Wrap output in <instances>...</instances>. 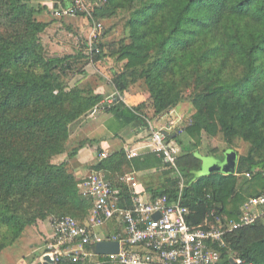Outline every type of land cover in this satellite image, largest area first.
<instances>
[{"label":"trees","instance_id":"16d2710c","mask_svg":"<svg viewBox=\"0 0 264 264\" xmlns=\"http://www.w3.org/2000/svg\"><path fill=\"white\" fill-rule=\"evenodd\" d=\"M101 1L92 18L122 16L125 37L94 44L88 56L79 51L51 57L41 41L49 24L36 17L45 8L34 0H0V251L37 221H86L90 201L80 195L79 182L65 169L68 164L51 160L67 153L69 126L95 110L145 128L146 119L166 114L189 93L194 113L173 139L184 157L197 149L203 135H220L225 149H233L236 141L248 144L235 175L197 178L195 169L177 163L185 181L182 204L193 225L201 224L213 205L220 216L235 218L250 198L264 194V0ZM58 2L53 10L70 6V0ZM110 58L121 66L109 71L116 91L131 93L129 88L141 83L150 116L145 102L104 105L105 95L88 83L68 86V76H83L88 64ZM91 143L78 142L69 160ZM125 160L121 150L98 161L94 171H103L120 190L121 206L130 207L129 188L118 179L114 184L110 174ZM164 166L158 184L147 185L150 201L177 198L175 174ZM225 241L219 264H232L231 259L264 264V217L226 235ZM97 262L111 264L103 256Z\"/></svg>","mask_w":264,"mask_h":264},{"label":"built area","instance_id":"2783aa9c","mask_svg":"<svg viewBox=\"0 0 264 264\" xmlns=\"http://www.w3.org/2000/svg\"><path fill=\"white\" fill-rule=\"evenodd\" d=\"M101 0H70L65 9L53 10L55 17L83 16L93 20V12ZM102 29L95 23L93 37ZM126 103L117 91L105 99L107 105L115 101ZM104 102V103H105ZM95 110L93 113H95ZM173 124L167 128H157L153 120L146 119L145 133L150 139L151 151L160 157L172 170L176 178L178 195L174 201L161 196L154 201L143 199L138 191V182L127 174L118 178L130 190V207L121 206L120 190L113 186L103 171H92L80 183L79 193L91 203V209L84 222L71 217L51 220V237L43 246L39 264H77L92 256L93 248L100 242H117L118 254L104 256L111 264H219L221 251L227 250L225 236L255 224L264 217V194L250 198L235 214L227 219L218 214L213 207L206 213L201 224L193 225L190 211L182 204V191L185 181L179 172L177 159L180 148L167 142L164 132H172ZM126 158L136 156L133 151L126 152ZM109 154L101 151L99 161ZM250 178V174H244ZM208 197V196H207ZM209 198V197H208ZM159 215V219L153 216ZM113 221H121L123 233H104V228ZM234 264H245L241 259H231Z\"/></svg>","mask_w":264,"mask_h":264},{"label":"rangeland","instance_id":"374dc122","mask_svg":"<svg viewBox=\"0 0 264 264\" xmlns=\"http://www.w3.org/2000/svg\"><path fill=\"white\" fill-rule=\"evenodd\" d=\"M44 2V4H40ZM49 3L51 0H35L34 2L40 8H45L41 10L40 14H38L36 17L39 21L48 23V28L45 30V32L41 35V41L43 45L45 46V49L48 52L49 56H57L62 57L66 55H76L79 51L83 52L84 55H87L90 53L89 48L92 47L94 44H106L110 41H117L125 37V33L123 31V17L122 16H116L111 19H104V20H96L93 18L92 21H87V19L83 16H76V17H55L52 14L54 3ZM47 6V7H46ZM95 23H100L102 25V29L100 31H97L95 34V37L92 35V31L94 28ZM105 50V49H104ZM106 51V50H105ZM121 66L115 65L113 60L110 59H103L101 62L98 63H90L84 68V75H70L66 79L68 86L71 88L74 85L81 83L86 84L88 83L94 92L96 93H103L105 97H109L115 89V84L113 81V77L110 74V69H114L116 72L120 70ZM100 88V89H99ZM129 91L131 93H138L141 95L149 97L146 93L145 88L142 86L141 83H138L132 87L129 88ZM123 97V95H121ZM106 97V98H107ZM191 96L189 93H186L183 100L177 104L173 109H177L174 112L175 120L177 121L178 126H176V129L173 131L179 132L180 128L183 130L188 124H189V118L187 110L188 108L191 109L190 102ZM105 102V100H104ZM106 105V102L105 104ZM188 108H187V107ZM186 107V109H185ZM181 110V112H180ZM98 112L101 110H97ZM101 112H105L102 110ZM183 114L182 117L177 116L178 114ZM92 113L91 115H93ZM151 113H149L150 116ZM177 114V115H176ZM89 115V116H91ZM89 116L84 117L80 119V121H77L76 123H72L69 126V139L65 144V151L67 153L62 154L60 156L54 157L51 162L55 165H59L62 162L63 155L68 154L69 150L76 147L77 143L83 140H87L84 137L85 131L88 130L89 126L83 127L87 121L89 120ZM94 116V115H93ZM91 116V117H93ZM158 118V117H157ZM155 122L156 117L152 118ZM186 120V121H184ZM81 122V123H80ZM83 122V125H82ZM166 120L162 121V124H164ZM80 123V124H79ZM77 125L79 129H76V132L72 130L73 126ZM76 134H79L78 136H75ZM188 141H185L184 144H186ZM225 145L223 142L222 137L219 135L216 138H208L206 135H203L200 141V144L198 145L197 149L194 151H197L198 153L193 154V152L190 154L188 153V157H184L183 153L180 152L177 162L179 164H184L190 169H195L192 173L195 177L199 178L200 174L199 171L196 169H201L203 171H206L210 174H207L208 176L211 174L214 175H235L237 169H238V158H241L245 156L246 151L248 149V144L244 143L242 141H236L233 144L232 151L225 149ZM227 150V151H226ZM209 154H213L210 156ZM181 156V157H180ZM209 156V157H208ZM207 157V164L201 166V158ZM60 158V159H59ZM195 160H194V159ZM225 159H229V163L223 168V169H215L212 167L213 170L210 171V167L213 164H216L218 161H223ZM180 159V160H179ZM67 163L69 164L65 169L68 173L73 174L77 182L79 184L82 182V179L84 178L83 175L85 174H76L72 160H69L67 157ZM67 164L66 162H63ZM178 166V164H177ZM195 167V168H193ZM179 168V167H178ZM125 171L123 168L119 171V173L113 174V178L118 179L122 175H124ZM206 175V176H207ZM240 180H244L243 177H240ZM55 217L47 218L45 221L51 222L52 219ZM43 221H37L35 225L27 226L21 236L14 241L13 244L8 245L7 247L3 248L0 251V264H32L35 260V258L38 256L36 253L37 248L47 242V238L45 236L39 234V223ZM93 256L88 258L86 260L87 263L94 262L92 260Z\"/></svg>","mask_w":264,"mask_h":264},{"label":"crops","instance_id":"0c3cea01","mask_svg":"<svg viewBox=\"0 0 264 264\" xmlns=\"http://www.w3.org/2000/svg\"><path fill=\"white\" fill-rule=\"evenodd\" d=\"M58 1L59 0H51L49 1V3L55 2L56 4H59ZM38 2L42 5L44 4V2L42 3L40 1ZM123 97L126 102V103H123L125 106L132 107V106H137L145 102L144 104L146 106L145 113L147 114L152 113L151 107L148 104V98L146 96L138 94V93H127V94H124ZM188 109L189 110H187V113H188L187 115H188V118L190 119L194 111L192 108L191 109L188 108ZM175 110L177 109H171L166 114L158 118L156 117L155 119V125L157 128H167V125L169 123L173 124V127H174L172 128L173 133H168V135H170L169 136L170 138H167L168 136H165L167 139H169V141L167 140V142L172 145H176V141H173L174 134H175V131L173 130H175L176 126L179 125L177 124V121L175 120V115L173 112ZM93 115H91L93 117L89 116V120L83 126V127L89 126L88 130L85 131L83 135L87 140L92 141V143L90 145L83 147L82 149H79L75 158L72 160L73 168L76 174L77 175L85 174L86 176L87 174L95 170V167L97 166L98 161H99L97 158L98 156L97 150H99L100 152L106 151L109 155H112V154L114 155L121 150L125 154L126 152L133 151L136 153V156L131 158L130 160L126 158L125 163L122 165L121 168H123L125 171L124 175L127 174L129 176H133L135 180L138 182L139 186L137 190L142 192L143 199L150 201L149 193L146 190L147 185L149 187V185L151 184H158L156 176L160 174L161 170L165 166H164L163 161L162 160L160 161L157 155L151 151L150 140H149L150 138L147 137L144 127H139L138 125L134 123L124 124L123 121H121L120 119H117L113 113H109V112L96 111ZM177 116L182 117L183 114L179 113ZM164 120H166V122L162 124V121ZM82 125H83V122H82ZM76 129H79L78 131H80V128H78L77 125H74L72 130L76 132ZM78 135L79 134H76L75 136H78ZM195 153L197 154L198 152L194 151L193 154ZM198 154L201 155L200 153ZM60 158L62 159L61 163L63 162L67 163L68 160H67L66 155H63ZM67 164L69 165L71 163H67ZM110 165L112 169L115 167V165L112 163H110ZM119 171L117 173H119ZM110 174H115V173H110ZM85 176L83 175V177ZM114 179L115 178H112L113 183L115 184ZM38 229H39V234L42 235L43 237L45 236V238L47 239L51 237L52 230H51L50 222L48 221L40 222ZM105 232L123 233V226H122L121 221H113L110 224H108L104 228V233ZM36 251H37L36 253L38 254V256L35 258L32 264L40 263L39 259L43 253V244L40 245ZM97 257L99 256L95 255L92 258L93 261H95V264L98 263Z\"/></svg>","mask_w":264,"mask_h":264},{"label":"water","instance_id":"95a60500","mask_svg":"<svg viewBox=\"0 0 264 264\" xmlns=\"http://www.w3.org/2000/svg\"><path fill=\"white\" fill-rule=\"evenodd\" d=\"M164 136H168V134L166 132L163 133ZM228 151H232V150H228ZM234 152V151H232ZM235 153V152H234ZM208 158L207 157H203L201 158V166L207 164ZM217 163L216 164H213L211 167H210V171L213 170L212 167H214L215 169H223L228 163H229V159H225L223 161H218V160H215ZM209 172V171H208ZM206 171H203L202 168L199 170V174H200V177H203V176H206L207 174H210ZM153 219H159V215L155 214L153 216ZM118 250H119V245L117 242L113 241V242H109V241H105V242H100V243H97L94 248H93V253L94 255L96 256H108V255H115V254H118ZM44 260L46 262H48L49 264V259L47 257H44ZM231 263H233V261L231 260Z\"/></svg>","mask_w":264,"mask_h":264}]
</instances>
